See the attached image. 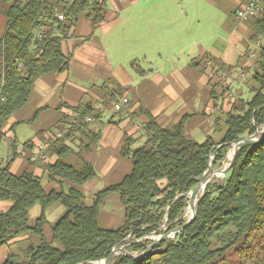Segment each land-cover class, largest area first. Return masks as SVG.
I'll use <instances>...</instances> for the list:
<instances>
[{
    "label": "trees",
    "instance_id": "1",
    "mask_svg": "<svg viewBox=\"0 0 264 264\" xmlns=\"http://www.w3.org/2000/svg\"><path fill=\"white\" fill-rule=\"evenodd\" d=\"M5 2L9 6L0 36V139L6 135L10 117L30 101L36 82L69 68L71 54L64 52L63 44L74 36L80 18L84 16L91 23L92 35L82 40L85 41L94 35L107 13V0H32L26 4L21 0H0ZM56 7L64 14L63 20L54 16ZM234 16L235 13L230 16V22ZM249 21L253 28L248 39L257 42L264 35V0L263 11ZM40 30L43 39L35 48ZM248 51L237 66L254 53L252 67H242L249 73L245 83L249 96L239 90L231 109L220 111V141L208 136L199 142L188 133L196 113H187L177 123L162 126L148 109L139 111L137 116H144L145 143L132 148L134 139L125 136L120 154L129 159L128 169L117 181L98 191L92 203L87 202L83 189L97 175L94 163L82 154L95 144L89 124L77 128L80 159H71L75 150L64 141L51 149L57 160L48 167V180L69 183L67 190L47 191L43 178L31 168V156L27 151H18L17 143L12 142L11 160L0 163V202L12 203L9 210H0V247L28 235L30 244L24 264H92L108 257L127 237L144 238L161 233L164 225L167 232L181 225L188 194L208 169L211 154L215 152L217 164L224 159L230 142L264 126V47ZM214 62L228 74L233 71L231 65ZM136 63H132L134 67ZM202 63L199 59L192 61L194 65ZM100 88L103 97L118 94L107 84ZM214 88L217 92L216 85ZM118 90L122 95L123 91ZM226 90L228 85L223 89ZM76 109L83 115L89 105L82 103ZM100 115L96 113L95 118ZM70 123L69 118L64 119L56 129ZM50 132L53 129L45 131L42 140ZM34 144L29 140L23 145L32 148ZM21 155L25 156L26 166L14 173L11 163ZM111 198L120 203L123 219L118 226L103 227L100 215ZM56 203L63 204L66 212L51 224L49 238L45 232L46 210ZM36 205L42 207V213L30 225L29 212ZM146 241L132 242L129 247L141 253L148 247ZM232 247H237L236 253L244 264H264V139L239 150L226 179L222 184L207 186L196 218L174 238L162 241L138 259L121 254L113 264H219L227 260ZM15 263L9 257L3 264Z\"/></svg>",
    "mask_w": 264,
    "mask_h": 264
},
{
    "label": "crops",
    "instance_id": "2",
    "mask_svg": "<svg viewBox=\"0 0 264 264\" xmlns=\"http://www.w3.org/2000/svg\"><path fill=\"white\" fill-rule=\"evenodd\" d=\"M246 1L248 0H112L117 9L116 15L110 21L105 18L94 35L85 41L82 40L92 35L91 23L89 22V28L78 35L79 20L74 36L63 44L64 52L71 54L69 68L51 74L56 76L53 82L43 78L36 82L30 101L36 97L39 100L33 115L18 117L16 113L10 117L6 135L0 139V146L4 144L6 148L0 163L5 164L11 160L12 142L15 141L19 146L31 140L37 145L43 141L45 131H54L61 121L68 119L69 109L106 98L100 88L104 84L118 94V89H121L123 94L130 97L131 106L127 111H116L113 108L115 98L107 96L105 107L99 112L100 117L89 124L95 144L82 154L94 163L97 175L84 184L85 194L87 190L101 187L97 163L101 165L102 171L119 175L115 180L107 182L106 186L117 181L128 169L129 159L123 157L120 151L125 136L134 139L132 148L145 143L147 137L143 129L144 116L136 114L144 109L151 111L162 126L177 123L187 113H196L189 122L188 133L197 141L204 142L208 136H212L209 135L210 132H219L222 136L216 141H220L223 137L221 112L229 111L235 99L231 96L233 86H229L230 90L223 91V85L232 84L230 74L228 81L224 83L220 73L212 65H218L214 61H222L240 72L242 67H252L251 58L242 66H237L240 57L248 49H253L252 42L248 39L253 28L251 22H242L236 18L237 9ZM234 13L230 22V16ZM239 28L247 31L244 48L237 36L236 30ZM223 37L226 38V43L220 40ZM257 43L264 47L261 37ZM185 54L190 55L187 63L184 59L181 61ZM197 59L203 63L192 64ZM134 61L137 62L136 67L132 64ZM145 62L149 64V68L143 66L142 63ZM241 74L244 75L243 72ZM19 124L32 128V134L27 139H18L16 126ZM111 148L117 150V155L107 154ZM72 150L75 152L71 159H80L78 150ZM56 160L57 154L50 151L48 161L34 162L31 167L37 176L43 178L47 191L60 188L67 190L69 187L67 182L48 180V167ZM26 163L24 155L16 157L11 163V171L21 172ZM11 204L9 201L0 202V210H9ZM105 205L99 221L103 227H108L106 223L111 217L110 212L105 211ZM37 212L41 216L40 205L30 210V225L40 217ZM65 212L66 208L61 203L46 210L48 223L45 225V232L49 238L51 224L57 222ZM29 240L28 235H22L1 246L0 264L9 257L13 258L15 264H24Z\"/></svg>",
    "mask_w": 264,
    "mask_h": 264
},
{
    "label": "rangeland",
    "instance_id": "3",
    "mask_svg": "<svg viewBox=\"0 0 264 264\" xmlns=\"http://www.w3.org/2000/svg\"><path fill=\"white\" fill-rule=\"evenodd\" d=\"M8 6H9V4L6 3V2L5 3H0V36L3 34V32L5 30V26H6V22H7V7ZM116 13H117V9L112 4V0H108V9H107V16H106L107 20L110 21V19L114 15H116ZM123 15H124V13H123ZM79 22H80V25H79V28H78V35L82 34L86 28L90 27V23H89L90 21L84 16H82L80 18ZM236 31H237L238 38H240L239 41H240L241 47L244 48L245 41L247 40V36H246L247 35V33H246L247 31L242 29V28H239ZM98 32H100V28H99ZM261 39H262L263 44H264V35L261 37ZM220 40H222L223 42L226 43V38L225 37L221 38ZM251 46L253 48L252 50H254V49H258L261 45L259 43H257V42H252ZM248 50H250V49H248ZM248 50L246 52H249ZM254 57L255 56L251 57L253 61L255 60ZM189 58H190V55L189 54H185L184 56H182L181 61L184 59V60H186V63H187ZM142 64H143V66L145 68H149V64L148 63L145 62V63H142ZM242 72L244 73L245 76L241 74ZM231 73L233 75L231 76V74H230V79L232 78V80H233L232 84L234 83V85H232V84H227V85L228 86H233V88H231L232 89V91H231L232 98L235 99L236 94L238 93L239 90H243L244 95L246 97L249 96L247 87L245 85L246 79H247L245 77H248L249 73H247L245 70H242L241 72H240V70L239 71L233 70ZM55 78H56L55 75H50V76H47V77L43 78V80L53 82ZM227 85H223V88H225V86H227ZM38 100L39 99L36 97L35 100L32 99V101H29V103L27 104L26 107L22 108L21 110H19L17 112V115H19L18 117H25V116L33 115L34 112H35L34 110L36 108L35 105H36ZM259 130H260V133H262L264 131V126L259 128ZM31 134H32V128L30 126H28L26 124H19V125L16 126V135H17L19 140L27 139ZM209 135H212L215 139H219L222 136V133L216 132L215 134H213V133L210 132ZM231 148H232V146H230L228 148L224 159L219 161L217 164L214 163L215 155L212 157V166H211L212 169L221 168V167H223L224 163L230 161L231 156L229 155V152H230ZM5 149L6 148H5L4 144L0 146V161H2L1 159L5 155V152H6ZM107 154L117 155V150L115 148H111V149H109V152ZM97 164H98V168H99L98 171H99V175H100L99 180L101 181V185H100L101 187H98L99 189H93V190H90V191L87 190L86 196H87V202H89V203L93 202L94 195L98 191L104 189L106 184H107V182H109L112 179L115 180L119 176V175H113V174L111 175V171H104V170L102 171L101 170V165L99 163H97ZM226 176H227V174L224 177H222V178L214 179L213 182H211L210 185L214 186V185L222 184L223 181L226 179ZM103 184H105V185H103ZM188 198H189L188 205H187V207L185 209V213L183 215V219L184 220H186L189 217V215L186 216V214H187L186 210H187V208L189 206V202H190L189 194H188ZM104 209H105V211L110 212V217H111L110 220L106 223V226L115 227V226H118L122 222V219H123L122 218V215H123L122 214V208H121L120 203L117 201V199L111 198L110 200H108L107 204L104 207ZM37 216H40V212H37ZM47 229H48V227H47ZM166 232H167V226L164 225L162 227L161 233H159V234H152L150 236H147V237H144V238H139V239H137L135 237H127L126 242L123 243V246L128 251L137 252V251L132 250L129 247L130 243L139 242V241H145L146 239H148V241H146V242L148 243V245H150L151 242H153V240L156 237H159V236L165 234ZM236 248L237 247H232L229 250V252H228L227 260L226 261H220L219 264H244V261L241 260L240 255L236 253ZM92 264H97V263H92Z\"/></svg>",
    "mask_w": 264,
    "mask_h": 264
},
{
    "label": "built area",
    "instance_id": "4",
    "mask_svg": "<svg viewBox=\"0 0 264 264\" xmlns=\"http://www.w3.org/2000/svg\"><path fill=\"white\" fill-rule=\"evenodd\" d=\"M22 3L26 4L32 0H21ZM263 11V0H248L236 11V18L239 21L245 22L250 18L258 15ZM54 16L60 20L64 19V14L59 11L56 7L54 9ZM43 39V31L40 30L37 32L36 41L34 47H38L39 43ZM254 56V53L252 54ZM210 64V63H209ZM215 68V71H218L221 75L222 81L225 83L229 79V74L223 71L219 65H212ZM4 83V80H3ZM113 108L116 111H127L130 109L131 100L130 97L126 94H113ZM0 91V99H1ZM107 98H100L95 102L89 104V109L87 113L81 114L78 109H69L68 118L71 121L70 124L64 125L59 129H55L53 132H50V135H46V139L39 142L37 145H34L32 148H28L24 145L18 146V151H27L30 153V156L33 162H42L48 161L50 157V151L54 144L59 141H64L69 147L78 149L81 142L79 138V132L77 128L82 124H90L94 122L96 113L104 109ZM47 134V133H46Z\"/></svg>",
    "mask_w": 264,
    "mask_h": 264
},
{
    "label": "water",
    "instance_id": "5",
    "mask_svg": "<svg viewBox=\"0 0 264 264\" xmlns=\"http://www.w3.org/2000/svg\"><path fill=\"white\" fill-rule=\"evenodd\" d=\"M264 139V131L262 133H260V130L258 129L255 133L253 134H246V135H242L240 137H237L236 139H234L232 142L229 143L230 146L233 147V154L231 156V159L227 165V167L221 169L223 170L224 173H227L230 168L233 166L235 160H236V157H237V154L239 152V150L246 144H252V143H257V142H260ZM215 155V152L211 154V159H210V162H209V167L208 169L204 172V174L202 175V177L200 178V181L199 183L196 185V187L191 190L189 192V197H190V202H191V207H192V214L190 217H188L181 225H178L176 226L174 229L166 232L165 234L159 236V237H156L153 242H151L150 245H148L147 249L144 250L143 252L139 253V252H132V251H128L126 248H124L123 244L120 243L118 245H116L111 254L104 258V259H101L99 261H96L94 263H97V264H113L116 257L121 255V254H124V255H128V256H131V257H134L136 259L140 258V257H143L144 255H146L147 253L151 252L152 250H154V247L158 244H160L162 241L164 240H168V239H171V238H174L177 233H179L181 230H183L188 224H190L197 216L198 214V208H199V202H200V199L203 197L204 193H205V190L200 194V196L198 197V199L195 201V198L198 194V191H199V188L200 186L202 185L203 182L206 181V175L207 173L209 172V170L211 169V166H212V157Z\"/></svg>",
    "mask_w": 264,
    "mask_h": 264
},
{
    "label": "bare ground",
    "instance_id": "6",
    "mask_svg": "<svg viewBox=\"0 0 264 264\" xmlns=\"http://www.w3.org/2000/svg\"><path fill=\"white\" fill-rule=\"evenodd\" d=\"M233 151L234 150H233V147H232L230 149V152H229V155L230 156H232ZM228 163L229 162L224 163L223 168L227 167ZM223 168H221V169H223ZM221 169L220 168H216V169H212L211 168L209 170V172L206 175V181L203 182L202 185L200 186L199 191H198V194H197V196L195 198V201L198 199V197L200 196V194L207 188V186L209 184H211V182H213L214 179H216V178H222V177H224L227 174V173H224L223 170H221ZM186 211H187L186 216L189 215V217H190L191 214H192L191 202H189V206H188V208H187Z\"/></svg>",
    "mask_w": 264,
    "mask_h": 264
}]
</instances>
